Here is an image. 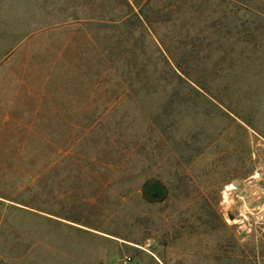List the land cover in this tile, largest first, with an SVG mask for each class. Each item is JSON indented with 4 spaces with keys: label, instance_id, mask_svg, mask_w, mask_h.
Segmentation results:
<instances>
[{
    "label": "rangeland",
    "instance_id": "374dc122",
    "mask_svg": "<svg viewBox=\"0 0 264 264\" xmlns=\"http://www.w3.org/2000/svg\"><path fill=\"white\" fill-rule=\"evenodd\" d=\"M263 174L264 0H0V264H264Z\"/></svg>",
    "mask_w": 264,
    "mask_h": 264
},
{
    "label": "trees",
    "instance_id": "16d2710c",
    "mask_svg": "<svg viewBox=\"0 0 264 264\" xmlns=\"http://www.w3.org/2000/svg\"><path fill=\"white\" fill-rule=\"evenodd\" d=\"M53 166L55 167L56 164L53 165ZM46 172H47V170H46V169H43V170L38 174V176L36 177V179H35L34 181H40V179L43 178V176L46 174Z\"/></svg>",
    "mask_w": 264,
    "mask_h": 264
},
{
    "label": "bare ground",
    "instance_id": "6f19581e",
    "mask_svg": "<svg viewBox=\"0 0 264 264\" xmlns=\"http://www.w3.org/2000/svg\"><path fill=\"white\" fill-rule=\"evenodd\" d=\"M256 177H258V175H256ZM233 189H234V186L233 185L228 186V190H226V192H225V197L228 196V191L233 190Z\"/></svg>",
    "mask_w": 264,
    "mask_h": 264
},
{
    "label": "water",
    "instance_id": "95a60500",
    "mask_svg": "<svg viewBox=\"0 0 264 264\" xmlns=\"http://www.w3.org/2000/svg\"><path fill=\"white\" fill-rule=\"evenodd\" d=\"M262 178L264 179V174L262 175ZM229 219L230 220H234V216L232 214L229 213Z\"/></svg>",
    "mask_w": 264,
    "mask_h": 264
}]
</instances>
